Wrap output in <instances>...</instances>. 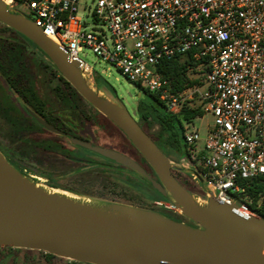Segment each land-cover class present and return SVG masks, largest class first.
<instances>
[{"label": "built area", "instance_id": "built-area-1", "mask_svg": "<svg viewBox=\"0 0 264 264\" xmlns=\"http://www.w3.org/2000/svg\"><path fill=\"white\" fill-rule=\"evenodd\" d=\"M30 19L69 57L83 77L97 73L84 50L155 95L173 116L200 108L213 123L202 138L186 124L188 171L206 197L238 206L244 216L264 211V0H1ZM90 21V22H89ZM190 54L203 74L179 89L160 72ZM256 192V193H255ZM200 197V196H198ZM257 205L254 208V203Z\"/></svg>", "mask_w": 264, "mask_h": 264}, {"label": "water", "instance_id": "water-1", "mask_svg": "<svg viewBox=\"0 0 264 264\" xmlns=\"http://www.w3.org/2000/svg\"><path fill=\"white\" fill-rule=\"evenodd\" d=\"M0 23L35 44L77 93L127 137L159 181L120 152L74 142L146 177L197 226L138 209L84 205L48 193L0 152V248L44 252L80 264H264V219L244 216L237 205L213 197L208 209H195L188 198L191 193L175 178L169 159L135 115L122 103L114 105L89 89L79 61L70 60L30 19L10 11L1 0Z\"/></svg>", "mask_w": 264, "mask_h": 264}, {"label": "rangeland", "instance_id": "rangeland-1", "mask_svg": "<svg viewBox=\"0 0 264 264\" xmlns=\"http://www.w3.org/2000/svg\"><path fill=\"white\" fill-rule=\"evenodd\" d=\"M85 4L90 7L91 0H82L79 14L83 17L87 14ZM81 58L107 83L108 90L100 89L95 84V75L84 77L92 90L104 97H117L116 104L122 103L139 122V102L150 100L145 90L129 82L115 67L98 59L93 51L84 50ZM202 74L200 68L188 71L187 85L197 83ZM61 77L51 60L35 44L0 23V152L7 162L48 193L98 208L138 209L197 228L176 209L173 198L162 195L146 177L73 143V140H79L93 147L120 152L140 164L153 180L159 181L153 168L127 137L74 88H69ZM25 94L36 107L42 108L43 114L39 116L58 125L63 136L36 125L29 115L33 106L29 105ZM212 123L209 114L194 121L202 138ZM145 130L169 159L173 175L179 173V176L189 178L188 171L175 168L178 158L159 138V126L145 125ZM178 182L186 190L190 188L186 178ZM200 191L206 195L205 191ZM0 264L80 263L59 257L49 260L46 253L39 251L0 248Z\"/></svg>", "mask_w": 264, "mask_h": 264}, {"label": "trees", "instance_id": "trees-1", "mask_svg": "<svg viewBox=\"0 0 264 264\" xmlns=\"http://www.w3.org/2000/svg\"><path fill=\"white\" fill-rule=\"evenodd\" d=\"M197 65V63L193 62L191 55L188 54L163 63L162 66H160L159 70L165 77L173 80L177 88L182 89L186 84H189L187 83V72L189 66L196 67ZM61 79L69 88L73 89V87L63 77H61ZM193 83L194 82H191V84ZM95 84L100 89L104 88L105 90H108L106 81L100 75L95 77ZM145 94L149 96L150 100L139 102L137 112L139 118V125L145 132V125L150 127L154 125L159 126V138L161 139L163 144L166 145L168 149L172 151V153L176 154L179 160L186 154L187 149L184 138L185 125L189 123H194V121L198 118H202L204 116V112L200 108H187L183 111L181 115L173 116L167 112L165 105L161 103L155 95L149 93L148 91H145ZM26 98H28L29 102L32 103L29 97ZM159 149L161 148L159 147ZM108 161L115 164L110 160ZM174 175L178 181H180V179L183 177L186 178L190 185V188H187V190L191 194L205 197V195L201 193L200 189L192 182L190 177L188 178V176L184 175L179 176V173H174ZM257 190L264 192V187H258ZM256 205L257 201L254 203V208L256 207ZM258 212L260 218L264 219V211ZM47 258L51 260L56 257L47 254Z\"/></svg>", "mask_w": 264, "mask_h": 264}, {"label": "flooded vegetation", "instance_id": "flooded-vegetation-1", "mask_svg": "<svg viewBox=\"0 0 264 264\" xmlns=\"http://www.w3.org/2000/svg\"><path fill=\"white\" fill-rule=\"evenodd\" d=\"M25 97H27V94H25ZM115 98H117V97H115ZM28 103H29V105L33 106V111L32 112L29 111V115L31 116L32 120L36 123V125L39 128H42L43 130H46L48 132L54 133V134L59 135V136H63L64 135L63 130H59L57 128L58 125L54 124V122H51L49 119H45L44 117H42V116L40 117L39 116L40 114H43L42 108H40L38 106L36 107V105H34L35 103H33V101H32V103L31 102H28ZM39 120H41L43 123L49 125V127H51V129L46 128ZM74 141L79 142V140L78 141L77 140H73V143L76 146H78L79 148H81L82 150H85V151H87L89 153L96 154L93 151H91L90 149L85 148V147H83V146H81L79 144H76ZM86 143H88V142H86ZM96 155H98V154H96Z\"/></svg>", "mask_w": 264, "mask_h": 264}, {"label": "bare ground", "instance_id": "bare-ground-1", "mask_svg": "<svg viewBox=\"0 0 264 264\" xmlns=\"http://www.w3.org/2000/svg\"><path fill=\"white\" fill-rule=\"evenodd\" d=\"M52 41L54 43H58L56 39L52 38ZM83 77V75H82ZM85 85L89 88V89H92V87L86 82L84 81ZM101 96V95H100ZM102 98L108 100L110 103L116 105V102H115V98H108V97H104V96H101ZM27 172V171H26ZM38 178V177H37ZM40 182V181H39ZM37 188H39V186H36ZM188 198L190 200V203L191 205L195 208V209H208L209 208V205H210V197H206V198H202V197H197L193 194H189L188 195ZM114 216V215H113Z\"/></svg>", "mask_w": 264, "mask_h": 264}]
</instances>
